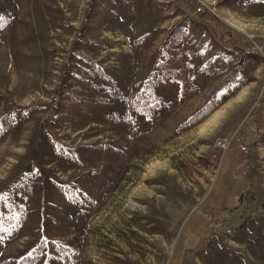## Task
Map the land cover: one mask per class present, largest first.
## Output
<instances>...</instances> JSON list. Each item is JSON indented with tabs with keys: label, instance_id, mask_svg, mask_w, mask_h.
Here are the masks:
<instances>
[{
	"label": "rangeland",
	"instance_id": "obj_1",
	"mask_svg": "<svg viewBox=\"0 0 264 264\" xmlns=\"http://www.w3.org/2000/svg\"><path fill=\"white\" fill-rule=\"evenodd\" d=\"M186 12L197 22L141 109ZM248 36L264 40V0H0V116L25 113L0 127V264H264V66ZM231 37L242 49L221 47Z\"/></svg>",
	"mask_w": 264,
	"mask_h": 264
},
{
	"label": "trees",
	"instance_id": "obj_2",
	"mask_svg": "<svg viewBox=\"0 0 264 264\" xmlns=\"http://www.w3.org/2000/svg\"><path fill=\"white\" fill-rule=\"evenodd\" d=\"M188 21H189L188 16L184 15L179 20L177 25H174L170 29L168 37L161 44V47L155 57L156 58V61H155L156 70L153 71L151 75H149L146 79L142 80L139 83L140 89H139V93L137 94V96H135V98H137L135 100L138 101L139 107L141 109H147L148 107L147 99H149L150 96L154 100L157 99L154 95V87L158 83L164 81L165 77L168 76V74H170L171 64L174 65V58L167 53V50L170 48V46L173 43L176 42L177 38L182 35L183 27L187 24ZM194 22H197V20L196 21L194 20ZM221 36L222 35H220V33H217V37L219 40H221ZM243 42L244 41L241 38L238 39L237 37H231L229 38V41H227V43L229 44H224V46H221V47L222 48L226 47L224 49L228 51H238L242 49V46H240V44ZM187 80L189 81V79ZM228 80L229 78L227 79V81ZM227 81H225L218 89L215 90V92L213 93L209 101H207L199 110L193 112L183 123H181L177 130L178 131L184 130L188 127H191L199 123L208 114L214 111L217 108V106L220 104L219 101L216 100L217 93L224 87ZM22 110L29 111L30 108L26 107V108H23ZM24 114H25L24 112H17V111L16 112L12 111L10 113L9 112L4 113L2 116H0V127L2 123L12 124L15 116L16 118H19V117H22V115L24 116Z\"/></svg>",
	"mask_w": 264,
	"mask_h": 264
},
{
	"label": "built area",
	"instance_id": "obj_3",
	"mask_svg": "<svg viewBox=\"0 0 264 264\" xmlns=\"http://www.w3.org/2000/svg\"><path fill=\"white\" fill-rule=\"evenodd\" d=\"M201 10V5H199L197 11ZM253 36H248V43L245 45L246 52H253L258 54L262 59V64L264 66V40L252 38ZM227 140L224 138H219L216 145L222 148L226 147Z\"/></svg>",
	"mask_w": 264,
	"mask_h": 264
},
{
	"label": "bare ground",
	"instance_id": "obj_4",
	"mask_svg": "<svg viewBox=\"0 0 264 264\" xmlns=\"http://www.w3.org/2000/svg\"><path fill=\"white\" fill-rule=\"evenodd\" d=\"M223 110L224 109H221V110L215 112V114H213L210 117V119H208L202 126L203 127H210V126L214 125L219 120V118L221 117Z\"/></svg>",
	"mask_w": 264,
	"mask_h": 264
},
{
	"label": "water",
	"instance_id": "obj_5",
	"mask_svg": "<svg viewBox=\"0 0 264 264\" xmlns=\"http://www.w3.org/2000/svg\"><path fill=\"white\" fill-rule=\"evenodd\" d=\"M186 13H187V15H188L189 19H192V20H197V19H195V18H192L188 12H186ZM198 21H199V20H198ZM210 30H211V32H213V29H212V27H211V26H210Z\"/></svg>",
	"mask_w": 264,
	"mask_h": 264
}]
</instances>
